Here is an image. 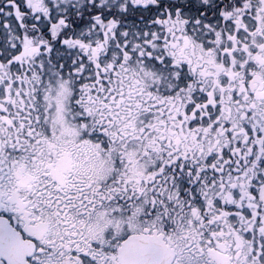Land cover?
<instances>
[{
  "label": "snow or ice",
  "instance_id": "obj_1",
  "mask_svg": "<svg viewBox=\"0 0 264 264\" xmlns=\"http://www.w3.org/2000/svg\"><path fill=\"white\" fill-rule=\"evenodd\" d=\"M0 264H264V0H0Z\"/></svg>",
  "mask_w": 264,
  "mask_h": 264
}]
</instances>
